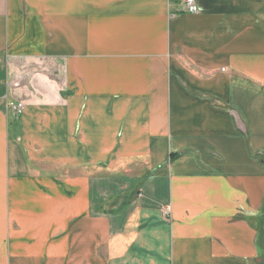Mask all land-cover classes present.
Segmentation results:
<instances>
[{"label":"crops","instance_id":"obj_1","mask_svg":"<svg viewBox=\"0 0 264 264\" xmlns=\"http://www.w3.org/2000/svg\"><path fill=\"white\" fill-rule=\"evenodd\" d=\"M183 1L0 0V264H264V0Z\"/></svg>","mask_w":264,"mask_h":264},{"label":"rangeland","instance_id":"obj_2","mask_svg":"<svg viewBox=\"0 0 264 264\" xmlns=\"http://www.w3.org/2000/svg\"><path fill=\"white\" fill-rule=\"evenodd\" d=\"M45 67L47 68V64L46 65H41V70H45ZM47 71V70H45ZM124 168L126 169V171H122L123 169H119L116 167H112V166H85L86 168H73V173L72 176L73 178H89V179H116V180H120L122 181L126 176L132 175L131 179H136V176L139 177L138 175L140 174L141 176L144 175V171L142 170H136V171H127L129 170L128 167V162H126V164H123ZM132 166L138 165V164H133V162L131 163ZM142 165H138V167H140ZM87 170V171H85ZM126 174V175H125ZM66 177V172L65 171H60L59 174L57 175L58 179H64ZM119 181V182H120ZM109 189L111 187H108ZM107 193V191L105 192ZM106 195H109L108 193Z\"/></svg>","mask_w":264,"mask_h":264},{"label":"built area","instance_id":"obj_3","mask_svg":"<svg viewBox=\"0 0 264 264\" xmlns=\"http://www.w3.org/2000/svg\"><path fill=\"white\" fill-rule=\"evenodd\" d=\"M183 10L184 12L189 13V14H196L199 12V8L196 5L194 0H184ZM23 108H24V105L21 102L8 104V109L13 113H18L22 111ZM164 213H168L167 209H164Z\"/></svg>","mask_w":264,"mask_h":264}]
</instances>
